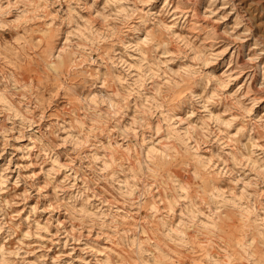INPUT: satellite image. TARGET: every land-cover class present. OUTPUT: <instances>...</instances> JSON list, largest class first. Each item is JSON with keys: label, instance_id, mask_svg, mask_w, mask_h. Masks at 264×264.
Wrapping results in <instances>:
<instances>
[{"label": "clouds", "instance_id": "9594fccd", "mask_svg": "<svg viewBox=\"0 0 264 264\" xmlns=\"http://www.w3.org/2000/svg\"><path fill=\"white\" fill-rule=\"evenodd\" d=\"M0 264H264V0H0Z\"/></svg>", "mask_w": 264, "mask_h": 264}]
</instances>
